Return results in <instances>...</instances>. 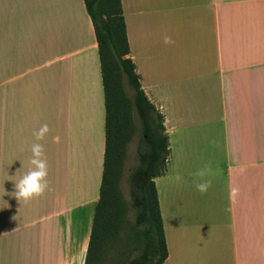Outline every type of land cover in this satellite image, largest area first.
Here are the masks:
<instances>
[{"label":"crops","instance_id":"0c3cea01","mask_svg":"<svg viewBox=\"0 0 264 264\" xmlns=\"http://www.w3.org/2000/svg\"><path fill=\"white\" fill-rule=\"evenodd\" d=\"M121 6L129 57L168 138L154 179L162 264H264V0ZM104 116L83 0H0V193L15 190L8 175L31 167L33 143L43 146L48 182L28 201L0 197V264H83ZM202 180L211 181L204 193L195 189Z\"/></svg>","mask_w":264,"mask_h":264},{"label":"trees","instance_id":"16d2710c","mask_svg":"<svg viewBox=\"0 0 264 264\" xmlns=\"http://www.w3.org/2000/svg\"><path fill=\"white\" fill-rule=\"evenodd\" d=\"M83 3L97 43L105 112L99 196L83 264H162L167 249L154 179L169 155L163 116L145 96L129 57L121 0ZM136 131L138 163L125 176Z\"/></svg>","mask_w":264,"mask_h":264},{"label":"clouds","instance_id":"9594fccd","mask_svg":"<svg viewBox=\"0 0 264 264\" xmlns=\"http://www.w3.org/2000/svg\"><path fill=\"white\" fill-rule=\"evenodd\" d=\"M164 43L169 44L172 43L170 37H164ZM48 131L47 124H43L40 126L38 130H36L33 135L36 140H40L43 138L44 134ZM31 158L29 159L30 168L23 173L19 179L13 180L12 177L14 175H8L9 178L6 180H10L14 182V191L11 193H6L5 190L3 193H0V197L3 195H9L10 197H15V199L19 202L21 200L28 201L32 198L39 197L42 195L48 187V182L46 180L47 176V164L46 159L44 158L43 146L39 143H33L31 145ZM207 170V169H205ZM199 175L203 176L204 172H200ZM210 180H202L199 183L195 184V189L200 193H204L208 190L210 186ZM239 189L236 187H231L228 190V197L230 201H235L238 195ZM0 202H2L3 207L7 208L8 202L0 198Z\"/></svg>","mask_w":264,"mask_h":264},{"label":"rangeland","instance_id":"374dc122","mask_svg":"<svg viewBox=\"0 0 264 264\" xmlns=\"http://www.w3.org/2000/svg\"><path fill=\"white\" fill-rule=\"evenodd\" d=\"M139 141V135L138 132L136 131L135 134L133 135V138L129 142L127 146V151H126V161H125V176L126 174L138 163V158H137V145ZM126 182V181H125ZM124 181L122 182V190L125 194V197H128V190L126 183Z\"/></svg>","mask_w":264,"mask_h":264}]
</instances>
